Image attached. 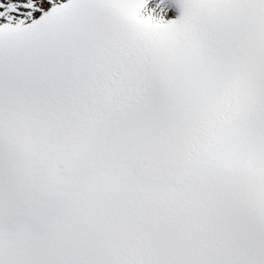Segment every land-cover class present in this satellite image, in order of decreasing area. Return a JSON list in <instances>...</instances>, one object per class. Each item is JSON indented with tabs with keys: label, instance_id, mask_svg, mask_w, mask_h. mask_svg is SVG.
Instances as JSON below:
<instances>
[{
	"label": "snow or ice",
	"instance_id": "snow-or-ice-1",
	"mask_svg": "<svg viewBox=\"0 0 264 264\" xmlns=\"http://www.w3.org/2000/svg\"><path fill=\"white\" fill-rule=\"evenodd\" d=\"M0 264H264V0H0Z\"/></svg>",
	"mask_w": 264,
	"mask_h": 264
}]
</instances>
